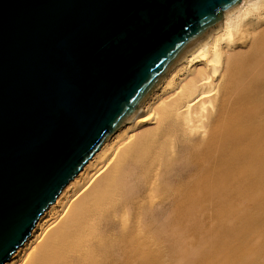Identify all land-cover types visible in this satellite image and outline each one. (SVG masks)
Returning <instances> with one entry per match:
<instances>
[{"label":"bare ground","instance_id":"1","mask_svg":"<svg viewBox=\"0 0 264 264\" xmlns=\"http://www.w3.org/2000/svg\"><path fill=\"white\" fill-rule=\"evenodd\" d=\"M7 264H264V0L165 75Z\"/></svg>","mask_w":264,"mask_h":264},{"label":"water","instance_id":"2","mask_svg":"<svg viewBox=\"0 0 264 264\" xmlns=\"http://www.w3.org/2000/svg\"><path fill=\"white\" fill-rule=\"evenodd\" d=\"M242 0H0V264Z\"/></svg>","mask_w":264,"mask_h":264},{"label":"rangeland","instance_id":"3","mask_svg":"<svg viewBox=\"0 0 264 264\" xmlns=\"http://www.w3.org/2000/svg\"><path fill=\"white\" fill-rule=\"evenodd\" d=\"M161 94V93H160Z\"/></svg>","mask_w":264,"mask_h":264}]
</instances>
